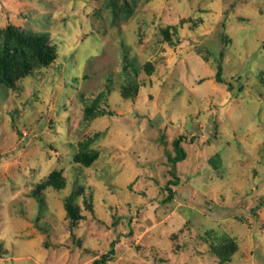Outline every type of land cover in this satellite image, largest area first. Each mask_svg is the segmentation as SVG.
<instances>
[{
	"label": "rangeland",
	"instance_id": "1",
	"mask_svg": "<svg viewBox=\"0 0 264 264\" xmlns=\"http://www.w3.org/2000/svg\"><path fill=\"white\" fill-rule=\"evenodd\" d=\"M8 26L56 59L0 86V264H264V0H0Z\"/></svg>",
	"mask_w": 264,
	"mask_h": 264
},
{
	"label": "trees",
	"instance_id": "2",
	"mask_svg": "<svg viewBox=\"0 0 264 264\" xmlns=\"http://www.w3.org/2000/svg\"><path fill=\"white\" fill-rule=\"evenodd\" d=\"M166 38L167 32L163 33ZM56 59V54L53 47L50 46L46 34L41 33H27L16 29L13 26H8L5 30H0V86L5 88H13L17 81L30 75L34 66H47ZM221 68H218L216 80L220 82ZM92 106H86V112L90 113ZM183 138L178 137L173 141L172 146L175 153L171 164L174 166L184 160V151L181 147ZM96 153L81 152L76 157L77 163L83 165H90L95 159ZM65 182L59 173H52L44 187H49L54 190H61L64 188ZM167 200L172 199V192L169 190ZM82 194V190L71 193L64 198V210L66 218L73 226L80 220L77 206L75 204L76 198ZM89 210L92 209L87 205ZM113 247V246H112ZM236 251V245L230 240H221L214 246H211V252L216 256L219 264H229L232 256ZM113 249L109 254H113ZM109 257L104 255L99 260L91 264H107Z\"/></svg>",
	"mask_w": 264,
	"mask_h": 264
}]
</instances>
